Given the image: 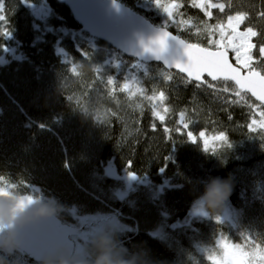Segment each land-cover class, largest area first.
Instances as JSON below:
<instances>
[{"label":"trees","instance_id":"obj_1","mask_svg":"<svg viewBox=\"0 0 264 264\" xmlns=\"http://www.w3.org/2000/svg\"><path fill=\"white\" fill-rule=\"evenodd\" d=\"M118 1L157 27L167 21L172 33L203 47L209 40L205 25L244 12L241 27L258 33L253 38L257 48L264 44V0H221L224 11L212 8L211 17L192 0H162L180 5L170 18L152 7L155 0ZM30 5H45L49 14L35 19ZM0 15V176L11 182L0 192L55 197L65 206L58 218L70 225L75 222L72 211L77 216L115 214L125 228L102 235L112 238L130 264H213L208 250L216 249L221 235L232 243L248 237L264 247V132L247 127L253 113L259 119L260 109L252 107L259 102L246 94V102L229 103L237 98L219 90L222 81H208L216 90L197 87L160 64L122 55L83 32L59 0H0ZM65 30H78L81 37ZM211 38L219 35L214 32ZM254 56L260 60L258 51ZM73 63L78 74L70 71ZM108 77L114 86L107 84ZM133 79L144 88L143 95L121 91ZM160 91L166 97L161 108L169 109L161 112L164 121L153 116V102L146 98ZM181 112L187 128L180 123ZM189 131L196 143L188 139ZM200 132L207 137L223 132L229 143L218 142L215 152L206 151ZM109 163L115 176L106 171ZM125 173L149 183L119 198ZM215 177L231 179L226 201L236 212L233 224L221 218L224 203L217 213L189 217L205 184ZM93 241L83 245L87 259L97 254ZM8 260L39 264L19 249Z\"/></svg>","mask_w":264,"mask_h":264},{"label":"snow or ice","instance_id":"obj_2","mask_svg":"<svg viewBox=\"0 0 264 264\" xmlns=\"http://www.w3.org/2000/svg\"><path fill=\"white\" fill-rule=\"evenodd\" d=\"M155 3L169 18L173 16V10L180 7L177 3H162V0H155ZM192 5L205 9V14L209 17H211L212 13L208 9L218 8L224 11L226 7L224 3H212L211 0H207V3L203 2V0H192ZM261 15H264V13H261ZM3 19V15H0V20ZM246 19V13L236 12L235 15L227 16L226 23L218 21L215 25H205V29L209 35L208 47L187 43L178 36L172 35L165 30L167 27L166 21V26L159 30L158 35L147 44H144V51L151 52L157 59H160L161 54L169 47V40H172L174 42V52L182 50V58L170 55L164 58V64L169 68L175 66L181 72L187 73L190 81L194 79L197 82V87L207 85L209 88L216 90L215 84L204 80L205 73L211 78V81H222L225 86L219 90L223 92L232 91L237 98L235 100L230 99L229 103H244L246 102L245 95L250 93L252 97H255L260 102L258 105H253L252 107L260 109V111L259 119L257 120L255 113H253V119L247 124V127L251 132H264V66L260 64V61H264V44H260L258 47L260 60H257L253 56V50L257 48V45L253 43L252 38L256 37L258 33L251 26L240 31V25ZM197 31L199 32V29ZM214 32L219 34V39L211 38ZM141 43L143 44V41ZM229 50L235 54V65L229 61ZM83 55L85 58H88L87 53H83ZM138 55H143V53H138ZM70 71L78 74L75 63L71 65ZM96 72H100L99 67H97ZM163 75L166 80L172 79L168 73H163ZM228 82L234 84L233 89L230 90L227 87ZM115 83L116 81L112 77H108L107 84L109 86H114ZM124 90L128 91L129 97L137 93L143 95L145 91L135 79L131 81L126 80L121 87V91ZM146 98L153 102V116L160 121H164L165 116L161 112L167 113L169 111L167 106L161 108L166 99L165 93L160 91L158 95L153 93L152 96ZM184 117L185 113L181 112L180 123L184 128H187L188 124L184 122ZM152 126L155 128V124ZM176 130L180 131L179 128ZM165 131H168V129L166 128ZM199 135L203 141V148L206 151L215 152L218 142L226 145L229 143L228 137L223 132L212 137H207L204 132H200ZM187 137L193 143L197 142V137L191 131L187 132ZM261 139L264 140V137H261ZM25 200L31 203L32 197L30 195L26 196ZM194 212L205 216L208 215L201 208L194 209ZM216 218L219 219V217ZM33 229L34 225L25 230L27 243H32L35 239ZM216 246V249L208 250V259L213 264H264V247L256 244L255 241H252L248 237H245L242 243H232L226 236L221 235L216 241Z\"/></svg>","mask_w":264,"mask_h":264},{"label":"water","instance_id":"obj_3","mask_svg":"<svg viewBox=\"0 0 264 264\" xmlns=\"http://www.w3.org/2000/svg\"><path fill=\"white\" fill-rule=\"evenodd\" d=\"M59 2L67 5L75 21L79 24L78 26L89 36L111 45L112 48L128 58L142 63L160 64L165 69L178 72L188 78L187 73L181 72L175 66L169 68L164 64V58L170 55L182 58V50L174 52V42L172 40H169V47L161 54L160 59H157L151 52L144 51V44L154 39L159 30L164 27L153 25L141 13L133 11L118 0H59ZM30 7L31 9L34 8L33 5H30ZM165 30L177 36L167 28ZM138 53H143V55H138ZM228 57L229 61L235 65L230 59L229 52ZM204 80L215 82L211 81L206 73L204 74ZM191 81L196 82L194 79ZM247 94L257 101L250 93ZM23 196L26 197L27 195ZM33 225L35 239L32 243H27L25 230ZM82 231L83 227L63 223L58 217L49 222L32 223L19 229L20 246L18 249L28 259L35 262H39L41 257L45 255L54 254L60 250L74 255L76 242L73 237L78 236Z\"/></svg>","mask_w":264,"mask_h":264},{"label":"clouds","instance_id":"obj_4","mask_svg":"<svg viewBox=\"0 0 264 264\" xmlns=\"http://www.w3.org/2000/svg\"><path fill=\"white\" fill-rule=\"evenodd\" d=\"M11 183L0 176V187L7 189ZM232 190L230 178L215 177L205 184L204 193L198 198V206L206 213L219 212ZM64 205L55 197L32 198L31 203L25 196L13 191L0 192V264H9L8 256L20 246L19 229L32 223L49 222L56 219ZM95 259H87L82 254L70 255L57 251L41 257L39 264H130L118 254L111 237L98 236L93 241Z\"/></svg>","mask_w":264,"mask_h":264},{"label":"rangeland","instance_id":"obj_5","mask_svg":"<svg viewBox=\"0 0 264 264\" xmlns=\"http://www.w3.org/2000/svg\"><path fill=\"white\" fill-rule=\"evenodd\" d=\"M221 0H211L212 3H222L220 2ZM203 2L207 3V0H203ZM171 4V3H169ZM152 7H158V5H154L152 4ZM202 12L205 13V9L199 8ZM212 9V8H211ZM211 9H208L209 11ZM50 9L45 6V5H40L37 8H33V14L35 19H41L43 17H46L49 14ZM227 22V18L225 20V23ZM245 30V28H242L240 25V31ZM80 31V30H79ZM81 32V31H80ZM64 33L70 34V37L75 36V37H81V35L79 34L78 30H65ZM78 34V35H76ZM218 34V33H217ZM219 35V34H218ZM254 38V37H253ZM252 38V41H253ZM219 39V38H218ZM190 43V42H189ZM253 43H255L253 41ZM256 50V49H254ZM253 50V56L255 55L256 51H258V48L256 51ZM229 54H230V59L231 61L235 64V54L234 52H232L231 50H229ZM140 63V62H139ZM131 76H134V74L131 73ZM107 172L112 175L115 176V170L114 167L111 163L108 164L107 168H106ZM124 179H125V186L124 188L120 189L117 194L119 198H125L130 192L131 190H134L138 185L140 184H147L149 183V180H140L139 178H137L136 176L130 174V173H125L124 174ZM200 208L197 204V202H195L192 205V209L189 212V217H194V218H199L205 216L202 214H198L194 212V209H198ZM71 217L75 220V222H71L73 226H78V227H83V231L81 232V234H78V236L76 235L73 239L76 242V249L74 252V255H78V254H84V246L85 243L92 241L93 239H95L96 237L105 234L106 232H111L115 229H124L125 225L121 222H123L119 217H117L115 214L112 215V213H106V214H98V215H86V216H77L73 211L71 212ZM234 216H236V212L234 210L233 207H231V205L229 203H227V201H224V207H223V212L221 215V218L223 221H227L228 223L233 224V220H234ZM243 242V241H242ZM241 242V243H242Z\"/></svg>","mask_w":264,"mask_h":264}]
</instances>
